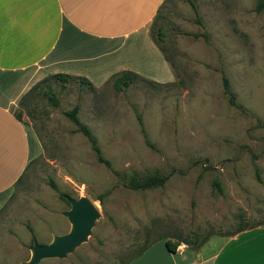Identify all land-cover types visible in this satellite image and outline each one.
Returning <instances> with one entry per match:
<instances>
[{
    "label": "rangeland",
    "instance_id": "1",
    "mask_svg": "<svg viewBox=\"0 0 264 264\" xmlns=\"http://www.w3.org/2000/svg\"><path fill=\"white\" fill-rule=\"evenodd\" d=\"M192 2L196 12L186 0H163L149 30L161 31L173 80L138 77L121 90L111 79L93 87L53 81L13 108L41 150L0 207V264L27 260L32 240L68 231L63 194L86 196L99 216L70 254L38 264H120L158 236L264 220V8L254 11L255 0ZM222 76L238 107L227 102ZM73 106L109 167L72 131L64 112ZM154 173L167 176L162 186L127 185L130 176Z\"/></svg>",
    "mask_w": 264,
    "mask_h": 264
},
{
    "label": "crops",
    "instance_id": "2",
    "mask_svg": "<svg viewBox=\"0 0 264 264\" xmlns=\"http://www.w3.org/2000/svg\"><path fill=\"white\" fill-rule=\"evenodd\" d=\"M163 0H0V207L41 144L13 114L43 77L65 73L93 86L128 70L157 83L174 73L150 37ZM127 264H264V224L211 235L197 250L153 241Z\"/></svg>",
    "mask_w": 264,
    "mask_h": 264
},
{
    "label": "trees",
    "instance_id": "3",
    "mask_svg": "<svg viewBox=\"0 0 264 264\" xmlns=\"http://www.w3.org/2000/svg\"><path fill=\"white\" fill-rule=\"evenodd\" d=\"M189 5L192 7V9L196 12V7L194 5V3L192 2V0H186ZM264 8V0H255V4L253 7L254 11H261ZM205 36V35H204ZM150 37L153 40V42L157 45V47L159 48V50L162 52L163 56L164 53L162 51V48L159 46V42L162 41V34L161 31L158 29L156 30L155 35H152V33H150ZM165 57V56H164ZM166 59V57H165ZM167 60V59H166ZM143 78L140 75L128 71V70H122L119 72H116L114 74H112L108 79H111V85L115 90H121L122 88H126L127 86H129L135 78ZM70 79L76 80L78 83L80 84H85L88 87H93V85L85 78L82 76H72L69 74H65V73H54L48 76L43 77L41 80H39L38 82H36L18 101V104H22L26 98L33 92L35 91L39 85H45L43 87H47V85L50 82L53 81H58V82H67ZM145 79V78H144ZM221 86H222V90L223 93L226 95L227 97V102L232 105V106H237L238 105L235 103V99L233 96V93L230 91L229 89V84H228V80L226 79V77L222 76L221 77ZM47 91V90H46ZM49 99L53 102V105L56 104V99L52 96V94H49ZM77 113V106H73L71 109H69L68 111L64 112V115L74 124V129L72 130L73 132H79L82 136L85 137V139L87 140V142L89 143V147L91 149V151L93 152V154L95 155L96 160L99 163L104 164L106 167L110 166V163L108 162V160L104 159L101 155L100 149L97 145L96 139L93 136V134L90 132L89 128L83 124L80 123L78 121V118L76 116ZM14 114V113H13ZM15 118L19 120V117L14 114ZM137 122L140 126V130L141 133L144 136V141L145 143L149 146V147H153L152 143L150 141H148V139L146 138L145 132H144V128L142 125V121L140 119V116L137 115ZM22 175V174H21ZM21 176H19L17 178V180L20 178ZM167 176L166 175H161V174H146L142 177H135V176H130L128 178L127 181V185L132 188V189H145V188H152V187H159L162 186L164 184V182L166 181ZM16 180V181H17ZM15 181V182H16ZM49 185L52 188H55V185L52 181L49 182ZM212 186L219 192H222V189L219 185V181L214 178L212 180ZM240 222V221H239ZM237 223L234 228L231 231L228 232H207L204 235H200L199 233H191L185 236H178L175 239H169L166 236H158L153 240H148L145 241L138 249L137 251L130 257H128L125 261L121 262L120 264H127L130 260H132L133 258L137 257L138 255H140L153 241L155 240H159V239H163L164 240V244L167 250L169 251H175L176 246L179 243H183L185 244V246L190 247L194 250H197L199 248V246L211 235H232L236 232H239L241 230L253 227V226H257V225H262L264 224V220L260 221V222H256V223H252L250 225H242L241 223ZM29 229V231L31 232V228L28 226L27 227Z\"/></svg>",
    "mask_w": 264,
    "mask_h": 264
},
{
    "label": "water",
    "instance_id": "4",
    "mask_svg": "<svg viewBox=\"0 0 264 264\" xmlns=\"http://www.w3.org/2000/svg\"><path fill=\"white\" fill-rule=\"evenodd\" d=\"M62 196L68 203V208L61 211V215L69 223L68 231L53 234L47 243L32 240L28 247L30 251L28 259L16 264H38L43 259H62L87 240L94 221L99 216L97 209L84 195L76 198L66 194Z\"/></svg>",
    "mask_w": 264,
    "mask_h": 264
},
{
    "label": "built area",
    "instance_id": "5",
    "mask_svg": "<svg viewBox=\"0 0 264 264\" xmlns=\"http://www.w3.org/2000/svg\"><path fill=\"white\" fill-rule=\"evenodd\" d=\"M185 247V244L183 243H179L177 246H176V249H182Z\"/></svg>",
    "mask_w": 264,
    "mask_h": 264
}]
</instances>
